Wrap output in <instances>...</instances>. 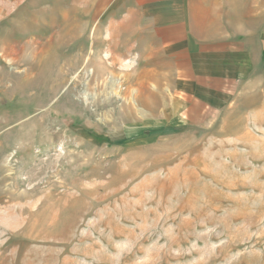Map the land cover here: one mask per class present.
Segmentation results:
<instances>
[{
  "label": "rangeland",
  "instance_id": "rangeland-1",
  "mask_svg": "<svg viewBox=\"0 0 264 264\" xmlns=\"http://www.w3.org/2000/svg\"><path fill=\"white\" fill-rule=\"evenodd\" d=\"M219 9L256 49L264 0ZM91 12L0 0V264H264L263 58L179 98Z\"/></svg>",
  "mask_w": 264,
  "mask_h": 264
},
{
  "label": "crops",
  "instance_id": "crops-1",
  "mask_svg": "<svg viewBox=\"0 0 264 264\" xmlns=\"http://www.w3.org/2000/svg\"><path fill=\"white\" fill-rule=\"evenodd\" d=\"M220 7L221 0H91L90 23L109 25V32L113 25L129 26L133 48L142 58H156L162 67L157 71L172 75L179 98L216 100L241 73L245 80L253 74L252 58L264 60V33L253 35L259 40L255 49L251 34L229 29Z\"/></svg>",
  "mask_w": 264,
  "mask_h": 264
}]
</instances>
